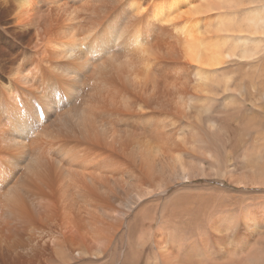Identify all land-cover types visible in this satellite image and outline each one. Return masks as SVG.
I'll return each instance as SVG.
<instances>
[{
	"label": "bare ground",
	"instance_id": "obj_1",
	"mask_svg": "<svg viewBox=\"0 0 264 264\" xmlns=\"http://www.w3.org/2000/svg\"><path fill=\"white\" fill-rule=\"evenodd\" d=\"M0 264H264V0H0Z\"/></svg>",
	"mask_w": 264,
	"mask_h": 264
},
{
	"label": "rangeland",
	"instance_id": "obj_2",
	"mask_svg": "<svg viewBox=\"0 0 264 264\" xmlns=\"http://www.w3.org/2000/svg\"><path fill=\"white\" fill-rule=\"evenodd\" d=\"M239 160V157H236V159L234 160L235 161V164L237 163V161ZM237 165V164H236ZM238 166V165H237Z\"/></svg>",
	"mask_w": 264,
	"mask_h": 264
}]
</instances>
